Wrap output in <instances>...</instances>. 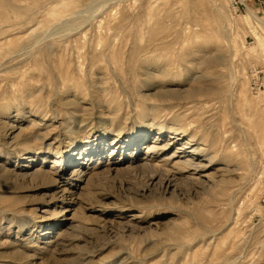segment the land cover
I'll return each mask as SVG.
<instances>
[{"label": "rangeland", "instance_id": "1", "mask_svg": "<svg viewBox=\"0 0 264 264\" xmlns=\"http://www.w3.org/2000/svg\"><path fill=\"white\" fill-rule=\"evenodd\" d=\"M31 1L0 0V264H264V191L254 179L264 154L251 127L264 119V88L250 83L254 68L264 70V27L252 16L264 22L259 3L232 14L228 0H71L75 28L59 35L47 13L64 0ZM112 14L103 30L123 50L118 63L98 45V20ZM194 34L226 62L190 59L184 70L177 62ZM132 50L173 61L176 76L144 82L153 67L127 69ZM171 128L182 139L168 133L166 150H149ZM192 134L212 161L183 171L176 162L191 153Z\"/></svg>", "mask_w": 264, "mask_h": 264}, {"label": "bare ground", "instance_id": "2", "mask_svg": "<svg viewBox=\"0 0 264 264\" xmlns=\"http://www.w3.org/2000/svg\"><path fill=\"white\" fill-rule=\"evenodd\" d=\"M95 1V0H94ZM93 1V2H94ZM101 1V3L102 4H104L107 0H100ZM111 1H113V0H111ZM118 1V0H117ZM125 1V0H124ZM165 1V0H164ZM20 2V1H19ZM30 2H32L31 0H30ZM99 2V1H98ZM121 2H123V0H121ZM112 3V2H111ZM108 4V3H107ZM105 5V6H108V5ZM113 4V3H112ZM116 4V3H115ZM119 4V3H118ZM122 4V3H121ZM37 5V4H36ZM72 5V1L71 0H64L62 3H60V4H58V5H55V6H53V7H51L50 8V10L48 11V13L47 14H49V16H51L50 18V20H51V22H49V25L50 24H52L53 26H51V28H50V30H49V32H51V31H53L54 33H57V34H63V33H66V32H69L70 30H71V33L73 32V29L75 28L74 27V23H73V19L76 17V15L78 16V14L77 13H74V12H69V13H67V11H69L67 8L69 7V6H71ZM88 5V4H87ZM89 5H91L90 3H89ZM95 5V4H94ZM7 6V5H6ZM33 6V5H32ZM101 6V5H100ZM88 7V6H87ZM113 7H115V6H113ZM216 7V6H215ZM84 8H86V7H84ZM92 8V7H91ZM89 9V11L90 12H92L91 14L93 15V16H95L98 12H100V7L99 6H94V8L93 9ZM107 8V7H106ZM121 8V7H120ZM110 9H112V7L110 8ZM117 9V8H116ZM119 9V8H118ZM117 9V10H118ZM82 10H83V8H82ZM85 10V9H84ZM109 10V9H108ZM152 10H153V7H152ZM152 10L151 9H149V11H148V15L150 16L151 15V13H152ZM104 11V10H103ZM106 11V10H105ZM115 11V10H114ZM85 12V11H84ZM83 12V13H84ZM217 12V11H216ZM80 13V12H79ZM83 13L81 14V15H83ZM101 13V12H100ZM114 13V12H113ZM119 13V12H118ZM90 13L89 14H87V15H90V16H92ZM80 15V16H81ZM86 15V16H87ZM113 15V14H112ZM111 15V16H112ZM84 16V15H83ZM85 16V17H86ZM89 16V17H90ZM222 16V15H221ZM253 17H254V19L258 22V23H260L263 27H264V22L260 19V17L256 14V13H254L253 15H252ZM84 17V18H85ZM88 17V16H87ZM86 17V18H87ZM96 17V16H95ZM94 17V18H95ZM219 17V16H218ZM79 18H81V17H78V18H76V20H78ZM85 18V19H86ZM90 18H92V17H90ZM110 18V17H109ZM115 18V14L109 19V21H107V22H104V20H102V19H99L98 20V29H99V33H98V45H104L105 46V50H103L102 52H101V55L102 56H109L110 57V60H111V62L113 61V63H118L119 62V58L121 57V55H122V53H123V50L122 49H119V47H118V49L116 50L115 48H114V46L112 45L111 46V44H106V41H105V36H104V28H105V25H106V27L109 29V26H110V22H112V24L114 23L113 22V19ZM134 18V17H133ZM89 19V18H88ZM97 19V18H96ZM96 19H93V21L94 20H96ZM112 20V21H111ZM149 20H150V18H149ZM219 20V19H218ZM75 21V20H74ZM90 21L91 20H89L88 22L90 23ZM150 21H152V20H150ZM223 22H224V20H222ZM219 22H221V21H219ZM86 23V22H85ZM215 23L216 24H218L216 21H215ZM45 24L46 23H44L43 24V26H45ZM48 24V23H47ZM87 24V23H86ZM91 24V23H90ZM89 24V25H90ZM48 25V27H50ZM80 25V24H79ZM224 25V24H223ZM2 26V25H1ZM80 26H82V25H80ZM80 26H76V27H80ZM84 26V25H83ZM87 26V25H86ZM74 27V28H73ZM224 27V26H223ZM226 27V26H225ZM78 28H76V30H79ZM48 29V28H47ZM80 29H81V27H80ZM85 29V28H84ZM225 30V29H224ZM7 31V30H6ZM9 31V30H8ZM108 31V30H107ZM225 32H226V30H225ZM76 33H77V31H76ZM81 33V32H80ZM70 34V33H69ZM48 35V34H47ZM82 35V34H81ZM84 35V34H83ZM185 35V34H184ZM21 36H23V35H21ZM46 36V35H45ZM51 36V35H50ZM55 36V35H54ZM62 36V35H61ZM152 36H154V34L152 35ZM199 35H189L188 37H187V39H185V40H187V42H188V45L186 46V48L184 49V51L183 52H181L180 53V56H179V58H180V61L179 62H177L180 66H184V68L185 67H188V63H190V59H194L195 61L197 60L198 61V63L199 64H202V65H206V64H208L209 62L210 63H215V64H222V61H223V63H225L226 61H224L226 58V54L223 52V50H221V49H218V48H216V47H213L212 48V50H211V52L213 53L212 55H210V54H208L203 48H201V44L203 43V42H207V40H205V39H201L200 37H198ZM168 37V36H167ZM143 38V37H142ZM151 38V37H150ZM39 39V38H38ZM140 39V38H139ZM166 38H164V40H165ZM169 39H170V37H169ZM177 39V38H176ZM21 40V39H20ZM143 39H140V41H142ZM181 40V39H180ZM10 42H12V41H10ZM137 42H138V40H137ZM155 41H153V43L151 44L152 46H150V47H147V48H145V49H142V48H140V49H142L143 51H147V50H149L150 48L151 49H153V46L154 45H156V43H154ZM167 42H170L169 40L167 41ZM19 43V42H18ZM17 43V44H18ZM16 44V45H17ZM51 44V43H50ZM120 44V43H119ZM135 44V43H134ZM141 44V43H140ZM171 44V43H170ZM121 45V44H120ZM119 45V46H120ZM236 45V40H233L232 41V46L231 47H233V46H235ZM48 46V45H47ZM108 46L110 47V48H108ZM125 46V45H124ZM134 46V45H133ZM137 46V45H136ZM168 46V45H167ZM229 46V45H228ZM35 47V46H34ZM34 47H33V49H34ZM53 47V46H52ZM97 47V46H96ZM123 47V46H122ZM138 47V46H137ZM166 47V46H165ZM183 47V46H182ZM210 47H212V46H210ZM32 48V47H31ZM49 48V47H48ZM47 48V49H48ZM120 48H121V46H120ZM124 48V47H123ZM27 49V48H26ZM52 49V48H51ZM136 49V48H135ZM30 50H32V49H30ZM94 50V49H93ZM142 50L140 51H138L136 54H135V51H133V53H132V55H131V57L129 58H127V69H134L133 71H135V70H138V69H142V67L143 66H150V67H153V69L152 70H154V72H152V70L149 68V70L151 71V72H148L146 75H147V78L144 80V82L146 81V82H155V80H156V78L158 77V78H160L161 80H166V79H168L169 77H174V76H176L175 74V72H173L172 70L173 69H171V66L173 65V61H170V60H165V61H163V62H157V61H153V59L152 58H148V57H145V55H143V54H141L142 53ZM161 50V49H160ZM168 50V49H167ZM174 50V49H173ZM6 52V51H5ZM29 52V51H28ZM148 52V51H147ZM50 53V52H49ZM167 53V52H166ZM168 54V53H167ZM20 55V54H19ZM28 55V54H27ZM81 55V54H80ZM97 55V54H96ZM99 55V54H98ZM120 56V57H119ZM122 56H124V55H122ZM211 56V57H210ZM212 56H215V57H212ZM25 58V57H24ZM23 58V59H24ZM211 59H212V61H211ZM228 59V58H227ZM226 59V60H227ZM50 60V59H49ZM105 60V59H104ZM107 61V60H106ZM122 61V60H121ZM107 63V62H106ZM125 63V62H124ZM175 63V62H174ZM191 63H193V62H191ZM214 64V65H215ZM209 65V64H208ZM174 66V65H173ZM219 66V65H218ZM176 66H174V68H175ZM181 68V67H180ZM184 68H182V69H184ZM189 68V67H188ZM191 68H193V67H191ZM84 69V68H83ZM190 69V68H189ZM184 70H187V68H185ZM192 70V69H191ZM132 71V70H131ZM139 71V70H138ZM142 71H143V69H142ZM232 71V70H231ZM229 72V73H231V75H232V72ZM140 72V71H139ZM183 72V71H182ZM135 73V72H134ZM187 73V72H186ZM141 74V73H140ZM230 75V74H229ZM238 75V74H237ZM189 76V75H188ZM192 76V75H191ZM219 76V75H218ZM182 77V76H181ZM190 77V76H189ZM215 77V76H214ZM229 77V76H228ZM235 77V76H234ZM57 78V77H56ZM100 78V77H99ZM192 79H195V80H198V79H200V77H198V76H195V77H191ZM202 78V77H201ZM204 78V77H203ZM211 78V77H210ZM210 78H209V80H210ZM217 78V77H216ZM231 78H233V77H231ZM178 79V78H177ZM213 79V78H212ZM219 79V78H218ZM230 79V78H229ZM171 80V79H170ZM173 80V79H172ZM231 80V79H230ZM233 80V79H232ZM94 81H95V79H94ZM101 81V80H100ZM218 81V80H217ZM98 82V81H97ZM60 83H61V81H60ZM94 83V82H93ZM138 83H139V81H138ZM141 83V82H140ZM151 85V84H150ZM242 85H243V83H242ZM70 86V85H69ZM105 86V85H104ZM47 87V86H46ZM222 87V86H221ZM241 87H243V86H241ZM240 87V88H241ZM201 88V87H200ZM203 88V87H202ZM47 89V88H46ZM221 89V88H220ZM164 90V89H163ZM198 90V89H197ZM203 90V89H202ZM209 90V89H208ZM222 90V89H221ZM221 90H219V89H217V90H211V92L212 93H214V94H217V95H219V94H221ZM243 90V89H242ZM68 91V90H67ZM192 91V90H191ZM190 91V92H191ZM224 91H226V90H224L223 89V92L222 93H224ZM48 92V91H47ZM138 92V91H137ZM169 92V91H168ZM170 92H173V91H170ZM176 92V91H175ZM178 92V91H177ZM189 92V91H188ZM196 92V91H195ZM244 92V91H243ZM203 93V92H202ZM205 93V92H204ZM209 94H210V92H208ZM211 93V94H212ZM168 94V93H167ZM189 94V93H188ZM187 94V95H188ZM72 95V94H71ZM140 95V94H139ZM177 95V94H176ZM70 96V95H69ZM76 96V98H75V100L73 101H71V104H78V102L77 101H79V96H77V95H75ZM102 96V95H101ZM194 96H196V95H194ZM198 96V95H197ZM211 96V95H210ZM241 96V95H240ZM60 97V96H59ZM74 97V96H73ZM86 97V96H85ZM84 96L83 97H81L82 99L83 98H85ZM167 97H169V96H167ZM171 97V96H170ZM178 98V97H177ZM67 99V98H66ZM242 99L244 100V103H245V105L244 106H248L249 108H250V110H251V113H252V111H253V113L255 112L254 110H255V108H256V106H255V98H250L247 94H243V97H242ZM85 100V99H84ZM2 102V101H1ZM2 104H5V103H2ZM81 104V103H80ZM5 106L4 105H0V109L1 108H4ZM8 109V108H7ZM258 114V113H257ZM256 114V115H257ZM150 117V116H149ZM255 117V116H254ZM264 117V116H263ZM257 119V118H256ZM2 121V120H1ZM176 121H178V120H176ZM5 123H7V122H5ZM1 124V123H0ZM252 125H251V127L253 128V130H256L257 131V133H256V135H258V139L257 140H259V148H260V150H259V152L261 151L263 154H264V119L261 117L259 120H257V121H255L254 122V119H253V122L251 123ZM118 125V124H117ZM7 126V125H6ZM5 126V127H6ZM119 126V125H118ZM181 126V125H180ZM1 127V126H0ZM9 127H11V126H9ZM8 127V128H9ZM112 127H114V126H112ZM183 127V126H182ZM181 127V128H182ZM13 128V127H12ZM140 128V127H139ZM181 128H180V130H181ZM142 129V128H141ZM153 126L152 125H150V128L148 129V130H146V131H141L140 133V135L139 136H137V138H135V139H133L134 141V147L136 148V149H138V146H139V142L140 141H143V140H145L146 138H148L149 137V135L151 134V133H153ZM179 130V128H173V130H172V128L171 129H168V130H164V129H159L158 130V133H157V135H159V137H161L160 138V142H158V144H151L150 145V147H149V150L150 149H153L152 151H157V150H161V149H163V150H166L167 148H168V146H169V144L171 143V141H169L168 139H167V134L169 133L170 134V138L172 139V138H177V140H181L182 139V137H181V132H184V131H180ZM184 130V129H183ZM5 131V130H4ZM139 134V133H138ZM5 135V134H4ZM103 136V135H102ZM186 136H188V135H186ZM190 137V139H188L187 138V141H186V144H191V143H193L195 140L193 139V138H195V134H192V135H189ZM19 137V136H18ZM159 137H158V139L157 140H159ZM135 140H136V142H135ZM204 140V139H203ZM115 141V137L113 138V141H112V143ZM205 141L206 140H204V144H202V146L199 144L198 146H193L194 145V143L193 144H191V146H189L188 147V149H189V151L191 152L190 154H188V155H185V156H183L182 158L181 157H179L178 158V160H177V162H176V165L179 167V168H183V171L186 169V168H192L193 170L194 169H196V168H205V167H207V163H206V160H209V161H212V158H211V156L208 154V152H207V148H206V144H205ZM207 142V141H206ZM131 143V142H130ZM111 144V143H110ZM132 144V143H131ZM175 144V143H174ZM176 148V147H175ZM181 148H183V147H177V149L176 150H178V152H179V150L181 149ZM88 149V148H87ZM128 149H130V153H131V148H128ZM209 149V148H208ZM114 150H116V146H114ZM86 153V152H85ZM241 154H243V152H240V153H238V154H234V153H232V152H230V153H228V155H227V157L228 158H240V156H241ZM262 154V155H263ZM193 155H199L200 157H204V159H202V160H194V158H192V156ZM91 156V153H88V154H85L84 155V157L85 158H88L89 157V161H93V159L90 157ZM176 156V151H175V153L172 155V156H170L171 158H173V157H175ZM244 158V157H243ZM145 159V157H143L142 158V160H144ZM20 162V161H19ZM95 162V161H94ZM241 162V161H240ZM149 163V162H148ZM242 163V162H241ZM83 163H82V161L80 162V167H81V165H82ZM108 166V165H107ZM143 166H147V164H143ZM209 166V165H208ZM163 167V166H162ZM152 169V168H151ZM154 170V169H153ZM79 171H80V169H78L77 171H75V176H77L78 177V179L79 178H81V176H80V173H79ZM82 171V170H81ZM158 171V170H157ZM155 172V171H154ZM159 172V171H158ZM163 172V171H162ZM36 173L37 174H39V175H42L43 177H47L48 175H49V172H45V171H43V170H38V171H36ZM160 173V172H159ZM213 173V172H212ZM211 175V174H210ZM152 176V175H151ZM155 176H156V174H155ZM207 177V176H206ZM212 177V176H211ZM253 191V190H252ZM27 224V223H26ZM24 227H25V223H22V226H21V230L23 231L24 230Z\"/></svg>", "mask_w": 264, "mask_h": 264}, {"label": "built area", "instance_id": "3", "mask_svg": "<svg viewBox=\"0 0 264 264\" xmlns=\"http://www.w3.org/2000/svg\"><path fill=\"white\" fill-rule=\"evenodd\" d=\"M228 9L232 14H239L244 10H249V0H228ZM260 7L261 11L264 14V0H256ZM253 73L250 77L251 89L252 91L258 93L264 88V70H258L254 68ZM262 168L257 169V172L254 176L255 181H258L260 188L264 191V162L261 164Z\"/></svg>", "mask_w": 264, "mask_h": 264}]
</instances>
